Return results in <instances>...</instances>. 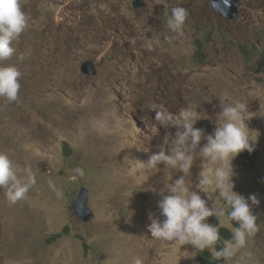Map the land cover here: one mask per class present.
<instances>
[{
  "label": "rangeland",
  "instance_id": "rangeland-1",
  "mask_svg": "<svg viewBox=\"0 0 264 264\" xmlns=\"http://www.w3.org/2000/svg\"><path fill=\"white\" fill-rule=\"evenodd\" d=\"M145 1L134 8L133 0H21L28 26L2 62L21 71V89L18 102L0 98V151L18 174L30 167L37 183L15 205L0 189V264H133L136 257L143 264H199L200 251L191 244L157 241L148 229L153 219L163 221L159 202L183 173L162 163L138 165L161 147L167 151L165 136L170 141L178 130L159 126L160 107L177 118L183 110L196 112L203 146L216 127L221 97L225 104L245 102L255 115L246 123L257 156L244 153L232 163L234 190L260 200L253 209L259 231L248 245L253 255L223 264H264V1L242 0L232 21L217 16L212 0ZM166 5L168 15L176 6L188 12L184 37L172 43L165 39L173 35L165 29ZM75 6L78 12L62 24L63 8ZM50 29L57 35L44 44ZM228 41L245 43L250 62ZM89 52H105L96 74L82 70ZM219 166L195 160L186 184L195 188L201 167ZM77 167L85 175L73 180ZM209 178L208 204L223 207L225 216L208 222L218 229L238 226L215 193L214 172ZM83 187L92 212L87 222L70 206Z\"/></svg>",
  "mask_w": 264,
  "mask_h": 264
},
{
  "label": "clouds",
  "instance_id": "clouds-1",
  "mask_svg": "<svg viewBox=\"0 0 264 264\" xmlns=\"http://www.w3.org/2000/svg\"><path fill=\"white\" fill-rule=\"evenodd\" d=\"M140 1L143 5L137 7L135 2L139 3L138 0H133L134 8L146 6L145 0ZM241 2L242 0H238L237 11L233 17L229 15L232 12L230 0H212L211 4L218 17L232 21L237 16ZM77 12L76 6L70 12H68V7H64L61 23H65ZM77 15L80 16L81 14L78 13ZM165 15L168 16L165 29L173 34L166 36L165 39L172 43L173 40L183 38L185 35L184 26L188 16L187 10L182 6H176L171 9V15H168L166 5ZM28 22L29 17L22 8L21 0H0V98H5L9 103L19 100L22 73L14 65L2 62L13 56L15 52L13 43L25 32ZM208 33L211 34L212 30ZM44 35L45 37L41 42L51 44L48 38L57 35L56 29H50V31L44 32ZM195 43L199 48L203 47L199 38L195 40ZM228 44L236 47L250 62L245 54V49L248 47L245 43L228 41ZM146 47L151 49L152 42H147ZM104 55L105 52H89L84 56L83 62L97 63ZM259 55L261 57V70L264 71V50L263 54L261 51ZM220 107L221 111L215 120L216 127L211 134L207 135V143L203 146H201V140L204 132L202 129L194 127L196 121L200 119L196 112L183 110L177 118L167 108L160 107L155 116L159 126L164 128L177 127L178 130L170 141L167 135L165 136L164 143L169 144L167 151L161 147L158 153L151 155L146 162H141L138 167L143 168L146 164L148 168L154 169L162 163L165 167H171L183 173L168 187L167 194L163 195L159 202V208L164 217L163 221L153 219L148 225L153 239L173 242L180 247L191 244L200 253L210 251L213 258L217 260L221 258L231 259L238 254L243 260L245 256L251 257L253 255L248 250V245L259 231L258 216L253 209L260 204V200L256 194H249L245 197V195L234 190L233 176L235 171L232 161L236 157L235 163L239 162L245 150L249 153L255 151L257 139L252 137L250 128L246 123L255 115L249 111L248 104L240 100L225 104L224 98L221 97ZM197 159L208 161L210 164L219 162L220 166L215 169L201 167L199 182L195 184V188L190 189L186 184L185 177L191 173L194 161ZM74 172L76 175L72 177L73 180L77 176L83 177L85 175L84 170L80 167H77ZM213 172L215 193L218 191V196L231 209L227 213L228 220L238 225L236 227L229 225L228 231L232 237L230 240H224V246L219 250L218 246L217 250L215 249L217 242L221 239L219 229L216 225L209 223L208 218L215 216L219 223H222L221 218L225 216V209L217 206L215 202L211 207L208 204V201L213 199V195L209 194L208 187L213 183L209 178ZM36 183L37 178L30 167H26L23 174H18L10 155L0 151V189L4 192L10 205L26 200ZM48 183L52 186L51 180ZM201 193L207 194V198H203ZM86 206H88L87 203ZM71 209L73 210L72 206ZM89 211L91 212V210ZM73 212L80 220L85 221L74 210ZM149 218L151 219V214ZM60 234L63 235V232ZM52 240H55L54 236ZM133 264H143V261L140 257H136Z\"/></svg>",
  "mask_w": 264,
  "mask_h": 264
},
{
  "label": "water",
  "instance_id": "water-1",
  "mask_svg": "<svg viewBox=\"0 0 264 264\" xmlns=\"http://www.w3.org/2000/svg\"><path fill=\"white\" fill-rule=\"evenodd\" d=\"M138 2L139 3L135 2V5L137 7L143 5V3L140 0H138ZM230 3H231L232 12L229 15L231 17H233L234 14L237 11L238 0H230ZM87 196H88L87 189L86 188H82L80 190V192L78 193L77 199L73 200L72 204H71V206H72L73 210L75 211V213L77 215H79L83 220H88L90 215H91V212L88 210V208L86 206Z\"/></svg>",
  "mask_w": 264,
  "mask_h": 264
},
{
  "label": "trees",
  "instance_id": "trees-1",
  "mask_svg": "<svg viewBox=\"0 0 264 264\" xmlns=\"http://www.w3.org/2000/svg\"><path fill=\"white\" fill-rule=\"evenodd\" d=\"M197 56L200 59H203V52L198 50ZM219 232H220V237H221L220 242H224V240H230L232 237L231 233L226 228H221ZM59 236H62V234L59 233V234L54 235L55 238ZM221 248H223V246L218 244V249H221ZM198 260L201 262L200 264H222L224 262V259L217 260L213 258L210 251H204L202 253L199 252Z\"/></svg>",
  "mask_w": 264,
  "mask_h": 264
},
{
  "label": "bare ground",
  "instance_id": "bare-ground-1",
  "mask_svg": "<svg viewBox=\"0 0 264 264\" xmlns=\"http://www.w3.org/2000/svg\"><path fill=\"white\" fill-rule=\"evenodd\" d=\"M245 54L246 55H248V59L249 60H251L252 58H251V54H250V52L247 50V49H245ZM262 54H263V52H262ZM82 70L84 71V74H85V72H87V73H90V74H96L97 73V64L96 63H94V62H91V61H87V62H85L84 63V65H83V67H82ZM245 154H246V156L247 157H255V156H257V152L256 151H253L252 153H249L247 150H245V152H244ZM87 189V188H86ZM88 191V190H87ZM87 201H88V196H87ZM87 203V202H86ZM87 208H88V210H90V208L87 206ZM92 215V214H91ZM91 215H90V217H91ZM90 217H89V219H90ZM88 219V220H89ZM88 220H85L84 222H87ZM221 228H224V227H221ZM221 228H219V230L221 229ZM227 229V228H226ZM218 244L219 245H221V246H223L222 244H223V242H220V241H218ZM224 263V262H223ZM222 263V264H223Z\"/></svg>",
  "mask_w": 264,
  "mask_h": 264
}]
</instances>
